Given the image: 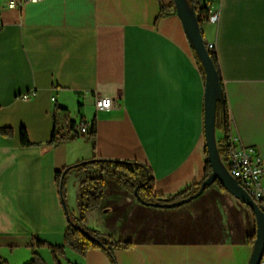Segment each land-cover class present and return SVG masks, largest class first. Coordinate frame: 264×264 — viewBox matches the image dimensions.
<instances>
[{
	"label": "crops",
	"instance_id": "crops-1",
	"mask_svg": "<svg viewBox=\"0 0 264 264\" xmlns=\"http://www.w3.org/2000/svg\"><path fill=\"white\" fill-rule=\"evenodd\" d=\"M161 1L45 0L12 9L0 0V129L13 132L0 136V264H30L36 255L46 264H113L101 250L82 256L65 247L55 259L50 248L65 245L69 227L56 173L79 162L142 163L162 200L205 179V77L174 9L160 18ZM204 1L218 13L202 32L217 48L230 136L255 147L264 164V0ZM97 96L117 104L99 111ZM81 120L95 128L94 143L68 135ZM55 133L66 141L50 145ZM94 173L66 178L75 217L80 183ZM209 188L184 206L157 208L107 180L88 228L133 244L115 252L117 264H250L254 213L217 184Z\"/></svg>",
	"mask_w": 264,
	"mask_h": 264
},
{
	"label": "trees",
	"instance_id": "trees-1",
	"mask_svg": "<svg viewBox=\"0 0 264 264\" xmlns=\"http://www.w3.org/2000/svg\"><path fill=\"white\" fill-rule=\"evenodd\" d=\"M205 3L206 2L204 0H189L190 6L197 14L201 28H203L204 24L209 22V8ZM169 9H174V12H176L174 4L166 6L161 1L160 18L165 17L167 15V10ZM210 55L214 61L224 89V98L222 102H219L217 110V131L222 132L224 135L222 141L218 143V147L221 158H225L227 155V145L230 141L231 132L228 99L217 54L210 52ZM195 57L205 77L203 66L196 53ZM58 135V133L54 134L53 139L51 142H49L50 145H59L66 141L65 136L57 137ZM95 135L96 130L93 127L92 131L88 135L87 140L94 143ZM0 136L11 138L13 136V132L12 130L0 129ZM20 137L23 146H29L31 144L28 134L25 130L21 131ZM207 166V174L201 184L193 186L189 191L178 196L174 200H162L154 193V178L151 174V170L146 165L139 162L92 158L70 166L61 172H57L56 181L59 186V195L67 214L69 227L65 233V245L63 247L50 246L55 259H57V257L60 255L63 256L65 247L71 248L74 252L82 256L86 255L90 250L96 249L105 252L111 259L112 263L117 264L115 260V252L117 250H129L133 247L132 243L117 241L112 237L106 236L88 228L87 214L91 211L97 210L101 206L105 195L107 180L117 183L130 193L135 194V191L137 190L138 194L136 197L142 204L152 207H156V205L165 206L186 199L199 192L204 181L212 173V168L209 162H207ZM91 170H95V173L86 177L80 183V191L78 196V208L80 214L78 217H75L69 212L67 206L66 178L68 174L73 171L84 173ZM215 184H217L221 189L226 190L220 182L217 181ZM257 203L264 211V202ZM255 240L256 232L247 238V242L252 246L255 245ZM37 245L43 246L45 244L41 241H38ZM262 261H264V258ZM30 264H46V262L40 256L36 255Z\"/></svg>",
	"mask_w": 264,
	"mask_h": 264
},
{
	"label": "water",
	"instance_id": "water-1",
	"mask_svg": "<svg viewBox=\"0 0 264 264\" xmlns=\"http://www.w3.org/2000/svg\"><path fill=\"white\" fill-rule=\"evenodd\" d=\"M177 16L181 20L192 48L198 56L205 72V108H204V134L208 153V162L212 168L211 175L204 181L201 189L195 195L165 206L156 205L157 208H178L189 204L202 195L205 190L217 181L235 198L248 206L256 218V240L250 264H261L264 256V211L254 198L238 183L224 165L217 142V110L219 102L223 101L224 89L214 61L207 49L202 28L199 24L195 10L190 6L189 0H174ZM138 191H135V195Z\"/></svg>",
	"mask_w": 264,
	"mask_h": 264
},
{
	"label": "built area",
	"instance_id": "built-area-1",
	"mask_svg": "<svg viewBox=\"0 0 264 264\" xmlns=\"http://www.w3.org/2000/svg\"><path fill=\"white\" fill-rule=\"evenodd\" d=\"M45 0H10L8 6L12 9H21L29 3H41ZM218 19V13L209 8V21L215 23ZM207 49L209 52L217 54V48L214 43H208ZM29 98L28 95L24 96ZM96 108L100 110H109L116 103L112 98L96 97ZM230 121L231 118H230ZM73 124V125H72ZM91 132L88 123L81 120L70 122L68 135L73 136H88ZM224 165L229 170L230 174L238 181L241 186H248L250 195L256 202H264V164L258 151L255 147L245 146L239 137L230 136V141L227 145V155L222 158ZM264 264V261H261Z\"/></svg>",
	"mask_w": 264,
	"mask_h": 264
},
{
	"label": "bare ground",
	"instance_id": "bare-ground-1",
	"mask_svg": "<svg viewBox=\"0 0 264 264\" xmlns=\"http://www.w3.org/2000/svg\"><path fill=\"white\" fill-rule=\"evenodd\" d=\"M242 187L250 194V189L248 188V186H242ZM263 258H264V256H263ZM263 258H262V260H263Z\"/></svg>",
	"mask_w": 264,
	"mask_h": 264
},
{
	"label": "rangeland",
	"instance_id": "rangeland-1",
	"mask_svg": "<svg viewBox=\"0 0 264 264\" xmlns=\"http://www.w3.org/2000/svg\"><path fill=\"white\" fill-rule=\"evenodd\" d=\"M209 189H210V188H209ZM209 189H208V190H209ZM194 200H195V199H194ZM194 200H193V201H194ZM191 202H192V201H191Z\"/></svg>",
	"mask_w": 264,
	"mask_h": 264
}]
</instances>
